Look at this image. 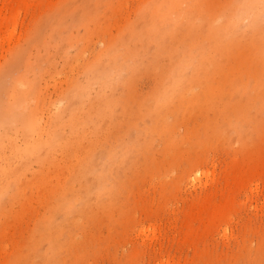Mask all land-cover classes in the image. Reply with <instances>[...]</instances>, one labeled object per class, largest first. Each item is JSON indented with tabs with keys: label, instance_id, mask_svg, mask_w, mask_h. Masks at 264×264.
Segmentation results:
<instances>
[{
	"label": "rangeland",
	"instance_id": "374dc122",
	"mask_svg": "<svg viewBox=\"0 0 264 264\" xmlns=\"http://www.w3.org/2000/svg\"><path fill=\"white\" fill-rule=\"evenodd\" d=\"M15 80L75 147L0 151V264H264V0H0Z\"/></svg>",
	"mask_w": 264,
	"mask_h": 264
},
{
	"label": "bare ground",
	"instance_id": "6f19581e",
	"mask_svg": "<svg viewBox=\"0 0 264 264\" xmlns=\"http://www.w3.org/2000/svg\"><path fill=\"white\" fill-rule=\"evenodd\" d=\"M174 3L181 0H171ZM94 67H90V72L92 73ZM114 71V70H113ZM113 71H104L101 73L99 78H96L94 75L88 77L87 86H90L93 82H102L103 84H110V79H112ZM177 72L183 74V69H177ZM32 88L18 91L16 88V80L11 84L7 91L9 93L8 101H3L0 99V151L10 149L11 153L18 158H35L40 160L41 163L47 160V157L50 156L51 152L59 147L63 148V152L70 154V149L75 146H69L70 139H66L65 136L61 135L55 128L51 127L45 132L47 133L46 138L44 139L39 133L38 126L39 123V111L37 112L36 108L32 107L30 100L35 98V92L31 91ZM81 86H77L73 92L76 95H81L80 102L78 105L71 110L67 111V119L65 122L73 123V129L77 130L76 127L79 126L80 121L78 113L81 112V106L83 104V91H81ZM18 91V92H16ZM169 98H173L175 95V89L171 86L167 92ZM106 105L109 107L110 103L106 102ZM38 109V108H37ZM63 117V112L57 114V120H60ZM21 135L23 137L22 143L17 142V136ZM76 145V144H75ZM69 146L70 149H66ZM78 146V145H77ZM89 151L86 153L85 157L79 161V167L81 169H89L95 167V159L92 154V145H90ZM89 153V154H88ZM1 157V155H0ZM107 159L111 160V153L107 154ZM104 164V163H103ZM103 166V165H102ZM0 175H7L5 173L6 168L0 169ZM105 173V174H104ZM14 171L10 172L8 175L18 177ZM106 171H102L98 176L97 188L100 193L105 192L107 186L103 184ZM78 174L74 173L73 179H76ZM70 191V189H69ZM74 197L67 198L63 206L57 208L54 211L63 212L66 216L71 215L75 211H78L79 208L76 206L78 197L76 194H73ZM81 196L79 197V199Z\"/></svg>",
	"mask_w": 264,
	"mask_h": 264
}]
</instances>
